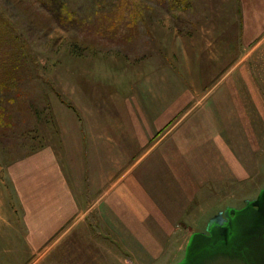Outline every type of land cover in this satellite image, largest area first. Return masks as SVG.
Masks as SVG:
<instances>
[{
    "label": "rangeland",
    "instance_id": "obj_1",
    "mask_svg": "<svg viewBox=\"0 0 264 264\" xmlns=\"http://www.w3.org/2000/svg\"><path fill=\"white\" fill-rule=\"evenodd\" d=\"M221 1L104 0L93 6L64 0L75 18L59 19L58 0L47 5L48 11L40 0H0V182L5 179L10 191L12 181L20 186L19 198L4 196L10 217L0 202V264H180L192 234H230L233 212L247 206L259 211L264 40L242 44L236 36L240 27L226 26L230 19ZM226 29L228 43H221L217 38ZM219 45L229 47L227 57ZM157 46L163 51L165 83L173 80L167 92L173 90L181 105L173 112L163 108L174 115L164 132L177 127L152 148L148 163L171 141L194 148V154L208 144L222 145L227 153L217 172L223 179L199 185L203 171L191 172L194 201L174 220L172 235L162 237V250L149 220V255L125 237L126 230L109 213L98 219L95 171L83 164V154L67 151L79 127L95 125V88L102 99L130 98L143 60ZM173 47L179 49V67ZM210 104L221 106L212 108L225 127L218 137L208 124ZM155 173L148 171L150 178ZM66 179L76 192L72 201V195L60 193Z\"/></svg>",
    "mask_w": 264,
    "mask_h": 264
},
{
    "label": "crops",
    "instance_id": "obj_2",
    "mask_svg": "<svg viewBox=\"0 0 264 264\" xmlns=\"http://www.w3.org/2000/svg\"><path fill=\"white\" fill-rule=\"evenodd\" d=\"M221 4L223 6L220 7L228 12L227 18L230 19L226 26L240 27V31H236V36H239L242 44L245 42L254 45L264 40V0H223ZM233 16L235 17L232 18ZM227 18L226 21H229ZM229 32L227 29L221 31L217 38L219 42L228 43L226 35ZM205 40L210 46L212 42ZM158 46L143 60L138 71L140 81L135 84L130 98L121 102L118 99L110 100L108 96L102 99L99 95L96 96V92L99 90L101 92V89L95 88V103H91V106H95V120H92L95 125L91 127L86 122L84 130L79 127L80 131L76 130L74 135L72 148L74 150H70V146L65 147L70 150L67 151L68 154L77 156L83 154L86 157V164L85 162L83 164L88 170L95 171V180L92 182L95 183V203H98L95 205V214L98 215V219H105L109 213L111 218L117 219L124 227L127 232L125 237L128 235L133 238L135 242L143 245V249L148 253L150 250L148 236L151 233L149 220H153L152 224L157 227L155 228L157 231L154 232L159 238L155 239V242L162 250V237L166 240L172 235L176 223L174 220H177L179 213L188 210L194 201L195 189L191 191L189 187L194 186L196 180L191 172L203 171L199 185L223 179L224 177L217 172L222 171V156L227 153L226 148V151L222 152L221 144V149L218 144L213 147L208 144L205 148L196 149L197 152L194 154V148L182 149L179 143L176 146L171 141L168 149H163L162 154H155L148 163L147 155L154 151L152 148L159 145L177 127L174 125L172 129L164 132L165 125L174 119L173 114L169 116L167 113L181 105L179 96L176 97L177 94L173 90L167 92L168 84L173 80L170 81L168 77L169 80L165 83L164 56ZM218 49L224 53L221 54L222 57H227L231 52L229 47L224 45L223 47L219 45ZM178 50L175 47L171 48L172 55L178 58L176 65L179 67V57L176 53ZM167 65L166 68L173 72V67ZM218 104H210L211 109L208 110L210 115L208 124L211 129H215V137H218V132L221 133L223 126L219 110L212 109L220 108L221 104ZM89 105L90 103L86 102V106ZM165 106L171 109L168 111L163 109ZM186 130L190 131L189 128ZM135 156L140 157L133 161ZM141 163L145 167L137 171ZM148 171L156 172L155 178L154 176L150 178ZM91 176L94 178V173ZM6 183L5 179L0 182V202L5 216L10 217L9 210L4 205V196L19 198L20 186L12 181L13 190L10 191ZM69 185L70 182L66 179L60 193L67 198L68 195H72L70 198L72 201L76 192L71 191ZM25 187L29 192L30 185ZM154 256L157 258L158 255Z\"/></svg>",
    "mask_w": 264,
    "mask_h": 264
},
{
    "label": "water",
    "instance_id": "obj_3",
    "mask_svg": "<svg viewBox=\"0 0 264 264\" xmlns=\"http://www.w3.org/2000/svg\"><path fill=\"white\" fill-rule=\"evenodd\" d=\"M262 195L259 211L247 206L233 212L230 234H192L180 264H264V191Z\"/></svg>",
    "mask_w": 264,
    "mask_h": 264
},
{
    "label": "trees",
    "instance_id": "obj_4",
    "mask_svg": "<svg viewBox=\"0 0 264 264\" xmlns=\"http://www.w3.org/2000/svg\"><path fill=\"white\" fill-rule=\"evenodd\" d=\"M40 1H41V6L48 11L47 5L48 4L53 5V3L56 2L57 0H40ZM87 1H89V3L92 4L93 6H95V2L101 3L104 0H87ZM58 3L60 5H59V8H57V18H59V19L75 18V16H74L75 11L73 10L74 8L72 9L68 3L64 2V0H58ZM74 55L78 56V54H74Z\"/></svg>",
    "mask_w": 264,
    "mask_h": 264
},
{
    "label": "flooded vegetation",
    "instance_id": "obj_5",
    "mask_svg": "<svg viewBox=\"0 0 264 264\" xmlns=\"http://www.w3.org/2000/svg\"><path fill=\"white\" fill-rule=\"evenodd\" d=\"M202 234V233H201ZM204 235V234H203ZM184 254H185V252H184Z\"/></svg>",
    "mask_w": 264,
    "mask_h": 264
}]
</instances>
